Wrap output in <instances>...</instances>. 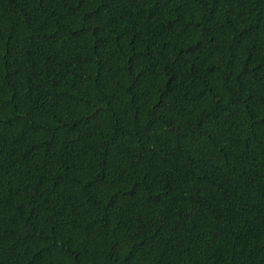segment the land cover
<instances>
[{"label":"trees","instance_id":"trees-1","mask_svg":"<svg viewBox=\"0 0 264 264\" xmlns=\"http://www.w3.org/2000/svg\"><path fill=\"white\" fill-rule=\"evenodd\" d=\"M0 264H264V0H0Z\"/></svg>","mask_w":264,"mask_h":264}]
</instances>
